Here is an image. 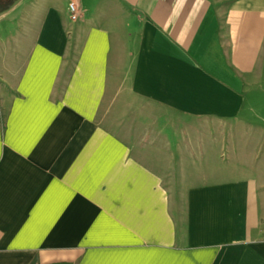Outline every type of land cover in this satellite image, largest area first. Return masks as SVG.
<instances>
[{"label":"crops","instance_id":"obj_1","mask_svg":"<svg viewBox=\"0 0 264 264\" xmlns=\"http://www.w3.org/2000/svg\"><path fill=\"white\" fill-rule=\"evenodd\" d=\"M71 1L0 6V264H264V0Z\"/></svg>","mask_w":264,"mask_h":264},{"label":"rangeland","instance_id":"obj_2","mask_svg":"<svg viewBox=\"0 0 264 264\" xmlns=\"http://www.w3.org/2000/svg\"><path fill=\"white\" fill-rule=\"evenodd\" d=\"M3 0H0V3ZM3 3V2H2ZM1 3V4H2ZM116 16L120 17L121 14H116ZM116 32H119L117 28H115L114 33H113V40H114V51H113V57H112V64H115L116 58L118 57V52H119V47L121 46L120 38ZM129 47V46H128ZM122 49V48H121ZM118 59V58H117ZM258 89H262L264 91V77L260 78L259 84H258ZM264 107H260V109H263ZM263 118H260L259 121H261ZM221 125L220 122H217L215 124V121H204L202 123L197 122L193 123V141H200V142H206L207 145L209 146L208 149V157L203 161V164H194L192 166V170L197 171L198 173H203L202 176L207 175V177L210 180H215L217 178H222L223 176L226 175V173H214L213 171L218 169V170H223V171H230L232 168H239L241 165L240 163L244 162L246 164L247 160L249 159L248 155L242 153L244 150L239 149L237 146H239V143L235 145L230 143V139L233 134L228 132L227 130L230 128L231 123H225L224 130H223V148H221V139L219 138L221 134L218 132V138L216 139L215 137V131H213L215 128H219ZM244 124H240L241 130H244ZM218 130V129H217ZM239 139L241 140V143L247 142L246 138L244 137L243 133L239 134ZM253 143V142H252ZM216 145L220 146V149H218V158L216 156ZM233 145V147H231ZM213 147V148H212ZM238 148V149H237ZM220 150V152H219ZM199 152V150H196ZM195 152V150H193ZM198 160V159H197ZM256 162L259 163L262 167H264V147L258 150V156H256ZM216 161L218 163H216ZM187 167V166H186ZM217 170V171H218ZM190 181L193 182H199V178L196 176H193V178L190 179ZM202 182H209V180L203 181Z\"/></svg>","mask_w":264,"mask_h":264},{"label":"built area","instance_id":"obj_3","mask_svg":"<svg viewBox=\"0 0 264 264\" xmlns=\"http://www.w3.org/2000/svg\"><path fill=\"white\" fill-rule=\"evenodd\" d=\"M69 9H70V13H71V19L73 21L78 20L80 17V8H79V4L77 3L76 0H73L70 2Z\"/></svg>","mask_w":264,"mask_h":264},{"label":"trees","instance_id":"obj_4","mask_svg":"<svg viewBox=\"0 0 264 264\" xmlns=\"http://www.w3.org/2000/svg\"><path fill=\"white\" fill-rule=\"evenodd\" d=\"M2 2V4L0 3L1 8H7L13 2V0H3Z\"/></svg>","mask_w":264,"mask_h":264}]
</instances>
